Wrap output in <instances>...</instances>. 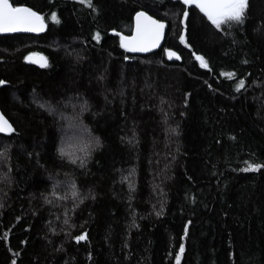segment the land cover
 I'll return each instance as SVG.
<instances>
[{"label": "trees", "instance_id": "1", "mask_svg": "<svg viewBox=\"0 0 264 264\" xmlns=\"http://www.w3.org/2000/svg\"><path fill=\"white\" fill-rule=\"evenodd\" d=\"M8 1L47 29L0 36V264H264V0ZM138 11L168 25L146 56L120 46Z\"/></svg>", "mask_w": 264, "mask_h": 264}, {"label": "water", "instance_id": "2", "mask_svg": "<svg viewBox=\"0 0 264 264\" xmlns=\"http://www.w3.org/2000/svg\"><path fill=\"white\" fill-rule=\"evenodd\" d=\"M236 0H199L201 13L210 19H218L225 15L226 9ZM167 22L152 17L144 11H138L133 17V30L129 36L120 37V46L132 56H146L156 52L164 43ZM47 24L41 15L25 6L14 7L8 0H0V36L29 35L40 36L46 32ZM167 59L178 60L173 51L166 53ZM24 64L38 69H44L48 62L40 54H29ZM12 124L4 117L0 110V135L8 136L12 131Z\"/></svg>", "mask_w": 264, "mask_h": 264}, {"label": "rangeland", "instance_id": "3", "mask_svg": "<svg viewBox=\"0 0 264 264\" xmlns=\"http://www.w3.org/2000/svg\"><path fill=\"white\" fill-rule=\"evenodd\" d=\"M185 4H193L189 3V0H182ZM196 5V3H194ZM59 119L61 125V138L59 143V151L63 158H67L69 160H76L78 156L84 153L86 149H88L89 145L92 141L90 138L85 139L87 137L86 130L82 127H78L74 122H71L67 119V117L63 115H59ZM95 144V141H94ZM93 146V145H92ZM0 153V157H1Z\"/></svg>", "mask_w": 264, "mask_h": 264}, {"label": "flooded vegetation", "instance_id": "4", "mask_svg": "<svg viewBox=\"0 0 264 264\" xmlns=\"http://www.w3.org/2000/svg\"><path fill=\"white\" fill-rule=\"evenodd\" d=\"M238 0L235 1V3L237 2ZM189 3H199V0H189L188 1ZM227 10V9H226ZM225 10V12H226Z\"/></svg>", "mask_w": 264, "mask_h": 264}]
</instances>
